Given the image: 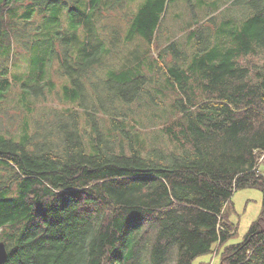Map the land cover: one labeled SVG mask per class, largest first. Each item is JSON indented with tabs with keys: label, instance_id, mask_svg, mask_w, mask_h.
I'll use <instances>...</instances> for the list:
<instances>
[{
	"label": "trees",
	"instance_id": "trees-1",
	"mask_svg": "<svg viewBox=\"0 0 264 264\" xmlns=\"http://www.w3.org/2000/svg\"><path fill=\"white\" fill-rule=\"evenodd\" d=\"M78 1L0 0V111L13 85L26 112L47 94L62 104L27 117L18 138L0 129L3 264H193L208 253L264 264V207L238 243L228 216L238 189L264 194V0H196L210 13L193 14L186 47L172 41L153 58L137 45L120 59L78 33L103 0ZM178 1L145 0L130 33L152 43ZM64 6L66 26L57 11L42 56L25 41L28 24L48 28ZM48 69L67 76L62 90ZM149 110L170 116L164 139L147 144L135 116Z\"/></svg>",
	"mask_w": 264,
	"mask_h": 264
},
{
	"label": "rangeland",
	"instance_id": "rangeland-1",
	"mask_svg": "<svg viewBox=\"0 0 264 264\" xmlns=\"http://www.w3.org/2000/svg\"><path fill=\"white\" fill-rule=\"evenodd\" d=\"M144 1L145 0H103L101 8H95L92 10L90 16L87 17L89 23L86 22L84 27L81 26L78 29V33L84 34L85 30L86 34L90 32L94 38L102 39L105 47L111 49L110 53L113 54L112 57L115 59H120L129 50L135 48L137 45L155 58L158 55H161L159 53V49L172 41H176L178 46L183 45L186 47L188 45L187 41L191 39L188 29L191 24H194L193 19L191 18L193 14L199 20L201 19L202 22H204L208 18L207 14L210 13L209 11L206 12L194 6L196 0H193V3L191 4L183 0H180L177 3H169L164 13H162V20L155 30L156 36L152 44L139 34L130 33L132 30V17ZM81 2H83V0H79L77 3L81 4ZM81 6H78V8L75 9L78 10L79 8H82ZM67 9L68 6H64L61 9L58 8L54 18H50L48 28L45 27V19L43 27H41L42 19H36V21H34L33 25L36 23V28H33L31 24H28L27 37L25 38V41L34 47L38 46L42 56L49 57V45L51 43V36L53 35L52 32L58 26L57 11H59L58 16L60 17V22L62 25L66 26V22L62 21V17H64L65 14L67 15ZM215 15L219 16L218 18L215 17L218 20L222 16V13L219 12ZM89 27L91 30H88ZM192 41L195 48V39ZM15 46L16 44L14 47ZM32 53L33 51L23 53L21 56H18L13 60L14 65L10 68L12 75L20 74L21 71H26L24 61H26L25 59L29 58ZM17 63H20L23 66L18 68ZM47 63V66L50 67V62ZM4 65L9 67L11 66L10 63H7V61H4ZM165 71V64L163 63L162 67L158 71V84L163 82V74ZM50 75L56 84L59 85L58 90H62L63 87H61V82L66 81L67 76L57 75L55 71L48 69L45 76L46 79H48ZM17 87V85H13V88L9 91V97L7 98L10 99V102H3L2 104V111H0V129L7 137L17 136L18 138L24 131V121L27 117L28 120L31 121V117H36L42 108H60L62 107V104L57 100L55 94L51 95L46 92V98H38V100L33 99L35 102L32 104V111L26 112L23 107L18 106ZM58 93L61 94L60 91ZM152 114L154 115L153 117ZM157 115H160V113H153V111L149 110L139 117L135 116L138 120L135 123L137 126L136 131L142 135V138L146 143L148 142L147 144L150 142L154 143L152 140L162 141L164 139L161 133L162 128L165 125H162L161 122L170 115L168 113H164L162 117H156ZM151 117L153 120H151ZM29 131L32 130L29 129L28 132ZM230 203L232 204V208L229 207L228 216L229 219L235 223L236 233L231 237L229 243H238L243 240L250 226L256 222L262 214L264 207V194L261 189L255 187L238 189L232 195ZM219 257V253L203 254L196 257L193 264H199L202 261H209V264H217Z\"/></svg>",
	"mask_w": 264,
	"mask_h": 264
},
{
	"label": "water",
	"instance_id": "water-1",
	"mask_svg": "<svg viewBox=\"0 0 264 264\" xmlns=\"http://www.w3.org/2000/svg\"><path fill=\"white\" fill-rule=\"evenodd\" d=\"M7 256L6 246L3 241H0V264L4 263Z\"/></svg>",
	"mask_w": 264,
	"mask_h": 264
}]
</instances>
